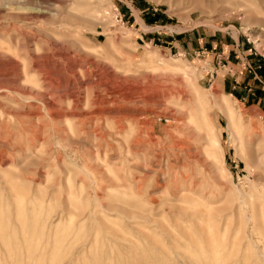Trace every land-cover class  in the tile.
Masks as SVG:
<instances>
[{
  "label": "rangeland",
  "instance_id": "rangeland-1",
  "mask_svg": "<svg viewBox=\"0 0 264 264\" xmlns=\"http://www.w3.org/2000/svg\"><path fill=\"white\" fill-rule=\"evenodd\" d=\"M234 81L264 94V0H0V264H264Z\"/></svg>",
  "mask_w": 264,
  "mask_h": 264
},
{
  "label": "crops",
  "instance_id": "crops-1",
  "mask_svg": "<svg viewBox=\"0 0 264 264\" xmlns=\"http://www.w3.org/2000/svg\"><path fill=\"white\" fill-rule=\"evenodd\" d=\"M227 47L228 44H225L222 42V39H218L216 41H213L212 42V47L210 50H214L216 47H218V51L217 52H214V55H216V59H218V61H221L226 59L227 57H224V47ZM237 42L235 43L234 42V52L237 51ZM188 49H190V47L188 46ZM216 50V49H215ZM232 50V49H231ZM227 56V55H226ZM259 67V65H258ZM256 78V76H255ZM235 83H229L228 85L226 84V82H223L221 85H222V88H229V90L231 91L230 94L232 95V93H236L237 94V97L238 99L240 100H248L250 102H252L253 105H260L264 100V94L261 93L259 90L255 89L253 90V88L251 87H247L246 85H244L243 87H240V85H236L237 82L234 81ZM237 97H235L237 99ZM262 101V102H261Z\"/></svg>",
  "mask_w": 264,
  "mask_h": 264
},
{
  "label": "bare ground",
  "instance_id": "bare-ground-1",
  "mask_svg": "<svg viewBox=\"0 0 264 264\" xmlns=\"http://www.w3.org/2000/svg\"><path fill=\"white\" fill-rule=\"evenodd\" d=\"M64 1V0H63ZM231 111V110H230ZM231 113H233L232 111H231Z\"/></svg>",
  "mask_w": 264,
  "mask_h": 264
}]
</instances>
